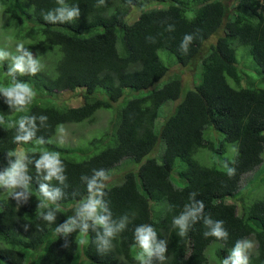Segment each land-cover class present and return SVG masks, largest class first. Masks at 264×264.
Here are the masks:
<instances>
[{
  "label": "trees",
  "instance_id": "trees-1",
  "mask_svg": "<svg viewBox=\"0 0 264 264\" xmlns=\"http://www.w3.org/2000/svg\"><path fill=\"white\" fill-rule=\"evenodd\" d=\"M74 7L79 15L71 19H43ZM132 8L140 11L130 21ZM0 13L16 18V36H27L25 48L39 64L34 75L5 66L11 76L0 71V82L12 83L0 89L29 84L40 95L46 91L57 103L62 100L41 103L35 97L21 108L0 91V175L20 157L23 165L20 183L0 185V194L11 188L17 193L11 199L0 197V264H139L134 231L141 225L153 227L156 242L163 241L166 249L165 259L153 255L151 264L222 263L237 240L248 238L256 243L250 264H264V190L252 188V176L264 174V88L250 85L239 68L244 55L237 56L244 47L253 60L247 65L264 79V0H0ZM185 34L192 36L186 53L181 47ZM41 49L44 56L37 51ZM160 49L170 57L168 64ZM176 66L179 70L172 69ZM187 70L196 79L184 81L181 73ZM168 71L171 76L158 87ZM182 82L193 88L156 132L161 106L178 100ZM63 91L80 94L78 104L55 97ZM126 92L128 98L107 130L85 146L71 148L79 137L70 145L57 139L60 133L57 142L50 141L62 123H95L96 111L110 109ZM102 93L105 98L99 97ZM22 117L34 118L28 143L13 139L24 134L18 123ZM209 125L223 133L221 150L224 143L235 146L232 159L208 165L196 157L200 149L220 150L204 135ZM158 140L161 151L146 158ZM76 150L90 154L76 159L69 155ZM46 151L60 153L62 182L45 179L46 170L37 169ZM225 166L235 168L233 177ZM100 171L109 176L98 178L107 209L102 214L110 213L113 227L124 222L122 230L107 238V247L104 229L79 214L89 195L88 182ZM41 184L52 197L40 192ZM197 201L204 203L200 218L181 237L173 218ZM49 213L51 221L45 219ZM205 217L213 224L224 221L228 238L204 237L211 227L204 224ZM65 224L72 225L70 231H63ZM82 233L87 235L84 243Z\"/></svg>",
  "mask_w": 264,
  "mask_h": 264
},
{
  "label": "clouds",
  "instance_id": "clouds-1",
  "mask_svg": "<svg viewBox=\"0 0 264 264\" xmlns=\"http://www.w3.org/2000/svg\"><path fill=\"white\" fill-rule=\"evenodd\" d=\"M63 3V0H60ZM105 0H100V3L103 4ZM58 17H53L51 13L44 16L45 21L60 19L61 21L65 19H71L74 16L79 15L78 8H61L58 9ZM171 30V26H169ZM192 40L191 34H185L181 42V47L187 52V45ZM17 50L22 51L21 55H17L13 58V66L11 70L18 71L21 74L25 73L27 70L31 74H36L39 69V64L37 60H34L27 51H23V45H17ZM5 53L0 52V58H3ZM4 91L5 94L10 97L15 105L20 106L21 108L30 103L32 99L36 97V92L33 91V88L29 84H16L11 88L0 89ZM42 120H46L47 117H41ZM34 118L32 117H22L19 123V129L23 131V135L15 136L14 142H23L28 143L34 135L33 129L35 127L33 123ZM28 125L26 127L25 125ZM63 131V129H61ZM37 169H44L47 172L45 179L50 180L55 177L57 180L63 181L64 177L61 174L64 171V164L60 158L59 152H44L36 162ZM226 174L229 178L235 175L234 167H227ZM23 169L22 163L17 161L12 165L11 169L3 175H0V185H7L8 187L16 186L20 183V173ZM98 178L102 180L109 179V176L103 172H96L95 176L88 182V191L89 195L86 199V202L82 204L80 209V215L85 220H92L94 224L100 225L104 229V237L102 243L107 247L109 245V240L107 238L113 237L114 234L124 228V222L121 221L120 224L113 227L110 222V213L108 215L102 214L107 212V209L104 207L103 201L100 197L104 194L102 189L104 185L98 183ZM40 192L48 197H52V193L48 191L47 185H40ZM195 192L191 193V196H195ZM187 207V206H186ZM204 208V203L202 201H197L196 204L188 208L187 211L179 215L178 217L173 218V225L179 229V235L184 237L191 227V224L194 223L197 219L200 218L199 214ZM46 220L51 221L53 215L49 213L45 216ZM126 219V218H125ZM74 223V222H73ZM205 225H211L210 230L203 233L204 237H215L217 241L226 240L228 238V231L224 227V221L217 220L214 224L209 218H204ZM71 224H65L63 226V231L68 232L71 230ZM88 225L85 223L81 227V231H86ZM134 240L136 241L140 252H139V264H151V257L155 255L159 260L163 261L165 259L164 253L166 251L164 247V242H156V232L151 226L141 225L138 226L134 231ZM84 243V241H81ZM253 242L248 239L237 240L231 249L230 255L223 259L222 264H250L249 261V252L253 248Z\"/></svg>",
  "mask_w": 264,
  "mask_h": 264
},
{
  "label": "rangeland",
  "instance_id": "rangeland-1",
  "mask_svg": "<svg viewBox=\"0 0 264 264\" xmlns=\"http://www.w3.org/2000/svg\"><path fill=\"white\" fill-rule=\"evenodd\" d=\"M155 6H156L155 4H149L148 8L155 7ZM139 11H140L139 8H135V9L132 8L130 15L128 16L127 19L132 21L139 14ZM4 23H6L5 26H4ZM19 29H18V24L16 23V18L10 19L7 16H5V14L0 13V52L5 53L3 58H0V71H2V73L6 75L7 77H10L11 75H10V72L6 70V67H8L9 65H13V62H14L13 58L17 55L22 54V51L17 50V45H23V51H27L28 53L30 52L29 48H25L26 44L29 43L27 36H24V35L16 36V32ZM214 37H215V34L210 36L211 41L213 40L215 41ZM37 51L40 52L42 56H44L43 49L37 50ZM159 55L161 56L165 64L169 63L170 57L167 55L165 50L160 49ZM242 55H244L245 64L243 65V67L239 66L240 71L249 77V82L251 86L264 88V79L261 77V74L257 72V70L255 69L256 67L254 68L255 69L254 70L249 65H247L248 60L250 61H253V60L251 56L246 52L244 47H240L237 49L238 59H240ZM246 66L248 68H246ZM171 67L172 66L169 67V70ZM179 68L180 66H176V67H173L172 69L179 70ZM192 69L193 68H191L190 70ZM190 70L183 71L181 73V76L184 81H189V79H196L195 73H192ZM199 75H200V62H199V67H198V79L196 82L199 81ZM170 76L171 74L168 71V73L165 74V76L162 79H160V81L157 83V86L161 87L169 79ZM11 83L12 82H8V84H5V83L3 84V82H0V88L6 85H10ZM31 87L33 88V91L36 92V97L39 99L38 100L39 102L44 103L46 101H51L56 104L62 103V100H57L59 103L54 101L50 97V94H47L46 91H43L44 95H40V93H38L39 89L35 88L34 86H31ZM191 88H193V85H186L184 82H182V89H181L180 97L178 98V100L174 102L169 101L161 106L160 111H159V117L155 121V125H154V130H156V132H158L159 130V127L163 121V117L166 114L173 111V108H174L173 106H175V104L178 103V101L185 94V92ZM128 94L127 92L123 94V96L118 101L113 103V106L110 109L97 110L95 113V123H91L88 121H82V122H75V123L67 122V123H62L58 125L56 133L54 136H52L50 141L57 142L55 137L57 136V134L60 133L57 139L63 142L68 141L70 145H74L78 141V137H79V143L76 146L71 147V148H78V146H85L88 140H90L92 137H98L103 131L107 130L105 126L110 124V120L114 119L117 116V111L123 105V103L125 102V99L128 98ZM57 96L63 99L64 101L70 102L72 105L78 104V101L80 100L79 98H81L80 94H75V93H72L71 91H63L60 93H56L55 97ZM99 97L105 98L106 95L102 93V94H99ZM96 118H98V120H96ZM102 127L104 128L101 129ZM61 129H63V131H61ZM204 135L206 138L212 141L215 149H220V150H215L213 152L211 149H200L196 155L198 159L202 160L208 165H212L215 163L217 164L221 163L223 157H226L228 159H232L234 157L236 149L233 144L224 143L225 145L222 146V150H221V142L223 140L222 132L215 129L213 126L209 125L204 129ZM84 136L88 138H84ZM161 144H162V141L158 140L155 148L152 150L150 154L146 156V158L150 157L151 155L155 156L156 152L159 153L161 151ZM89 154H90L89 150L86 152H80L76 150L75 152L74 151L70 152L69 155L76 159H83V158H86ZM262 156L264 158V153ZM20 159L21 157L17 159V161H19ZM252 178H253L252 188L258 189L260 192L264 190V174H256L255 176H252ZM13 194H17V193L15 192V189L11 188L7 191L2 192L0 194V197L5 198V199H11V198H14L12 197ZM79 239L81 241H87V235L85 233H82L80 234ZM248 240H251L253 242L254 246L250 250V252L251 251L253 252V250L256 247V243L254 240L250 238H248ZM212 245H215V244L211 243L210 246ZM213 262L215 264H222L215 260H213Z\"/></svg>",
  "mask_w": 264,
  "mask_h": 264
}]
</instances>
